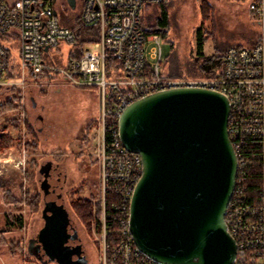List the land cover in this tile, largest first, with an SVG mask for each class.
Instances as JSON below:
<instances>
[{
    "label": "built area",
    "instance_id": "1",
    "mask_svg": "<svg viewBox=\"0 0 264 264\" xmlns=\"http://www.w3.org/2000/svg\"><path fill=\"white\" fill-rule=\"evenodd\" d=\"M75 1L82 3L79 25L97 26L87 35L91 42L78 43L74 26L61 23L59 0H0V87L63 81L98 91L100 196L92 228L100 264H162L138 248L131 232L143 161L124 147L119 121L134 101L187 86L220 91L230 100L228 132L238 175L226 223L237 244L234 264H264V0L250 3L260 26L256 44L228 47L215 76L203 79L165 76L162 35L143 29L145 9L173 0ZM63 42L75 46L64 63L54 57ZM256 174L259 182H251Z\"/></svg>",
    "mask_w": 264,
    "mask_h": 264
},
{
    "label": "rangeland",
    "instance_id": "2",
    "mask_svg": "<svg viewBox=\"0 0 264 264\" xmlns=\"http://www.w3.org/2000/svg\"><path fill=\"white\" fill-rule=\"evenodd\" d=\"M59 0L58 16L61 23L80 24L82 3L69 8ZM252 0H173L166 8L169 26L162 36L164 61L161 70L165 76L185 79H203L197 69L199 33L206 35L205 57L221 55L230 46L251 47L256 44L260 26L250 10ZM161 8L152 6L143 12V29H152ZM155 43L148 46L152 52ZM54 51L55 59L65 62L74 45L61 43ZM14 99L15 110L4 112L3 106ZM99 94L94 88L75 87L63 81L42 84L29 81L15 87L0 89V264H44L30 252V242L45 224L43 209L45 191L41 184L45 177L40 170L51 163L58 167L60 178L50 175V183L66 175L63 202L77 224L82 242L86 246L88 264H100L97 235L90 225L82 223L72 203L80 198L100 196ZM98 120V119H97ZM91 127L85 143L87 127ZM31 129V130H30ZM36 134L33 140L32 133ZM53 170V169H52ZM39 195V204L31 197ZM23 217V227L12 224ZM42 254V252H40ZM42 260H48L43 257ZM48 264H57L49 262Z\"/></svg>",
    "mask_w": 264,
    "mask_h": 264
},
{
    "label": "water",
    "instance_id": "3",
    "mask_svg": "<svg viewBox=\"0 0 264 264\" xmlns=\"http://www.w3.org/2000/svg\"><path fill=\"white\" fill-rule=\"evenodd\" d=\"M230 110L222 92L187 86L134 101L120 117L124 147L143 161L131 201V232L138 248L162 264H234L237 244L226 223L238 175ZM50 166L40 170L45 224L39 239L48 260L34 251L36 239L29 250L44 264H88L62 186L49 182L59 169Z\"/></svg>",
    "mask_w": 264,
    "mask_h": 264
},
{
    "label": "trees",
    "instance_id": "4",
    "mask_svg": "<svg viewBox=\"0 0 264 264\" xmlns=\"http://www.w3.org/2000/svg\"><path fill=\"white\" fill-rule=\"evenodd\" d=\"M161 8V12L159 17L156 20V24L153 26L152 29H144L146 34H152V33H156L159 32L161 33V35L164 37L166 35L167 32V27L169 26V13L168 10L166 8V5H162L160 6ZM74 30L77 32L78 35V43L83 44L86 42H91L93 40L88 38V34L90 32L95 33L97 31V26L95 25H91V26H81V25H75ZM199 33V51H198V55L200 56L199 58L203 59V62L201 64L197 63V69H199V71H201L204 75L205 78H209V77H213L216 74V69L220 66L221 63V58L222 55H213V56H208L205 57L204 55V41L205 39L207 40L206 35H204L201 31V29L198 31ZM227 50V49H226ZM225 50V51H226ZM16 88V87H15ZM0 89H2L0 87ZM18 105H16L14 103V99L9 100L5 106H3V110L4 112H9V111H13L16 109ZM98 123V120H95V125ZM91 127H87L86 131H85V135H84V140L85 143H89V139H88V134L90 131ZM31 130V129H30ZM31 133L33 131H30ZM33 136V140H36L37 136L36 134H34V132L32 133ZM6 135H1L0 137V143L1 145L4 144L6 142ZM251 182H259V174H256L254 177H252L250 179ZM40 196L37 194L33 197H31V200L36 201L37 205L39 204V198ZM110 205L111 202L108 203V209H110ZM72 208L75 212V214L77 215V217L79 218V220L87 225H90L91 222L94 221L95 219V215L93 213V199L91 198H80L78 200H75L72 203ZM111 210V209H110ZM23 217L22 216H18L16 217L15 221L12 224L18 225L19 227H23ZM99 223V221L97 220V224Z\"/></svg>",
    "mask_w": 264,
    "mask_h": 264
},
{
    "label": "flooded vegetation",
    "instance_id": "5",
    "mask_svg": "<svg viewBox=\"0 0 264 264\" xmlns=\"http://www.w3.org/2000/svg\"><path fill=\"white\" fill-rule=\"evenodd\" d=\"M62 2V4H66L69 8H74L73 6H72V0H62L61 1ZM74 3H75V6H76V1H74ZM57 168L58 167H56L55 169L57 170ZM58 172V171H57ZM59 172L56 174V176L57 177H59ZM60 178V177H59ZM58 178V180L57 181H59L60 179ZM63 183H64V181H63ZM62 191H63V187H62ZM78 229V228H77ZM79 233V232H78ZM39 234H40V232L37 234V238H36V240H35V242H34V245H33V248H34V251L38 254V255H43V257H47L48 258V256L45 254V252H44V249H43V245H42V243H41V241H40V239H39ZM80 236V235H79ZM81 242V244H82V247H83V250H84V253L86 254V258H87V249H86V246H85V244L82 242V240L80 241ZM40 252H42V254H40ZM97 254H98V252H97ZM88 259V258H87ZM51 263V262H50ZM56 263V262H55Z\"/></svg>",
    "mask_w": 264,
    "mask_h": 264
}]
</instances>
